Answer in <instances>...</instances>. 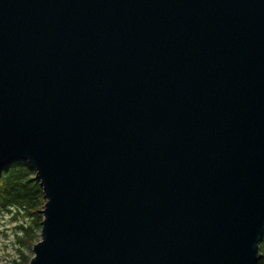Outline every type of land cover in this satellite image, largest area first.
Here are the masks:
<instances>
[{
  "label": "water",
  "instance_id": "95a60500",
  "mask_svg": "<svg viewBox=\"0 0 264 264\" xmlns=\"http://www.w3.org/2000/svg\"><path fill=\"white\" fill-rule=\"evenodd\" d=\"M21 161L28 264H257L264 0H0V176Z\"/></svg>",
  "mask_w": 264,
  "mask_h": 264
},
{
  "label": "trees",
  "instance_id": "16d2710c",
  "mask_svg": "<svg viewBox=\"0 0 264 264\" xmlns=\"http://www.w3.org/2000/svg\"><path fill=\"white\" fill-rule=\"evenodd\" d=\"M36 174L31 164L21 161L4 169L0 176V216L6 213L15 223L12 227L14 264L29 263L33 256H29L26 250L32 249L42 229L41 210L46 197ZM260 248L262 257L257 264H264V237Z\"/></svg>",
  "mask_w": 264,
  "mask_h": 264
},
{
  "label": "rangeland",
  "instance_id": "374dc122",
  "mask_svg": "<svg viewBox=\"0 0 264 264\" xmlns=\"http://www.w3.org/2000/svg\"><path fill=\"white\" fill-rule=\"evenodd\" d=\"M0 217L2 219V220L0 219V264H14L12 262L13 261L12 259L16 257V254L13 244L12 227L15 223H12L10 221L12 218H9L10 216H8L6 213L5 214L2 213ZM39 240H40V234L35 243H37ZM26 253L29 256H33L34 255L33 247L31 250L27 249Z\"/></svg>",
  "mask_w": 264,
  "mask_h": 264
}]
</instances>
